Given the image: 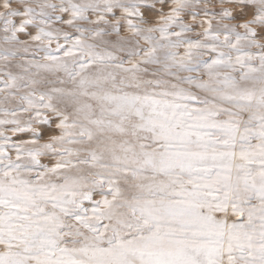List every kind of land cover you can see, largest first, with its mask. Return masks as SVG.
Segmentation results:
<instances>
[{
  "label": "snow or ice",
  "instance_id": "6c2138e0",
  "mask_svg": "<svg viewBox=\"0 0 264 264\" xmlns=\"http://www.w3.org/2000/svg\"><path fill=\"white\" fill-rule=\"evenodd\" d=\"M0 264H264V0H0Z\"/></svg>",
  "mask_w": 264,
  "mask_h": 264
}]
</instances>
